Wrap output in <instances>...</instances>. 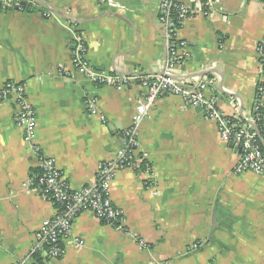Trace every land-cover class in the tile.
Wrapping results in <instances>:
<instances>
[{
    "label": "crops",
    "instance_id": "1",
    "mask_svg": "<svg viewBox=\"0 0 264 264\" xmlns=\"http://www.w3.org/2000/svg\"><path fill=\"white\" fill-rule=\"evenodd\" d=\"M25 1L40 9L0 8V86L24 83L36 112L38 153L53 157L77 190L115 156L141 88L133 83L117 90L80 74L60 75L71 70V28L99 71L161 72L160 0ZM214 6L212 15L194 12L182 24L188 57L174 72L209 79L207 94L217 93L218 109L249 121L264 81L257 52L264 9L258 0H215ZM88 96L96 97L104 122L87 111ZM16 112L14 99L0 100V264L24 258L41 221L56 211L22 185L38 171L39 158L23 141ZM139 141L150 168L120 170L109 186L125 230L82 212L72 228L82 246L69 238L64 256L38 254L27 264H264V177L233 171L238 151L220 138L214 121L165 95L141 123ZM195 242L201 245L191 249Z\"/></svg>",
    "mask_w": 264,
    "mask_h": 264
},
{
    "label": "built area",
    "instance_id": "2",
    "mask_svg": "<svg viewBox=\"0 0 264 264\" xmlns=\"http://www.w3.org/2000/svg\"><path fill=\"white\" fill-rule=\"evenodd\" d=\"M264 9V0H258ZM215 0H160L158 20L162 25L165 45V63L161 72L124 75L106 73L96 69L88 59V49L75 28H71L73 43L71 49V70L60 69L59 74L74 77L80 74L96 85L110 86L122 90L137 83L141 92L131 117L129 126L121 132V145L113 158L101 162L92 182L74 190L66 177L57 167L55 159L39 154L35 143L36 112L28 101L22 82L5 81L0 86V100L14 99L17 112L14 122L22 131L23 141L38 153L39 169L22 185L34 188L40 196L52 202L56 211L51 217L43 219L34 233V240L26 256L15 264H27L38 254L47 259L60 258L66 252L65 241L72 239L75 246H82L84 241L72 234L74 220L85 211H91L99 220L119 230L122 225V212L116 207L109 195V186L115 174L123 169L139 170L149 166V154L140 149L139 130L141 123L150 117V112L157 99L172 95L180 97L184 104L199 107L203 114L217 125L220 138L238 151V158L233 166L235 173L251 171L264 177V152L259 144L255 124L264 120V81L258 83L249 121L238 115H225L217 107L216 92L207 94L212 89L209 79L193 77L184 79L174 72L188 57L187 42L179 36L184 21L194 12L212 15ZM22 0H0V8L22 9ZM49 17V12H42ZM258 56L264 71V43L257 46ZM87 111L106 120L98 110L94 96L84 99ZM256 128V127H255ZM201 242L192 243L196 249Z\"/></svg>",
    "mask_w": 264,
    "mask_h": 264
},
{
    "label": "trees",
    "instance_id": "3",
    "mask_svg": "<svg viewBox=\"0 0 264 264\" xmlns=\"http://www.w3.org/2000/svg\"><path fill=\"white\" fill-rule=\"evenodd\" d=\"M22 9L27 10V9H40V8H38L37 6L34 7L30 4H24L22 6ZM254 130H256L259 134L257 140L259 144L261 145V149L264 152V120L263 119L260 120L259 123L255 124Z\"/></svg>",
    "mask_w": 264,
    "mask_h": 264
},
{
    "label": "water",
    "instance_id": "4",
    "mask_svg": "<svg viewBox=\"0 0 264 264\" xmlns=\"http://www.w3.org/2000/svg\"><path fill=\"white\" fill-rule=\"evenodd\" d=\"M26 3V1L25 0H22V4H25ZM9 10L10 9H12L11 7L10 8H8ZM195 109L196 110H198V111H200V112H202L201 110H200V108L199 107H195ZM203 113V112H202ZM234 150H236V148H234Z\"/></svg>",
    "mask_w": 264,
    "mask_h": 264
}]
</instances>
